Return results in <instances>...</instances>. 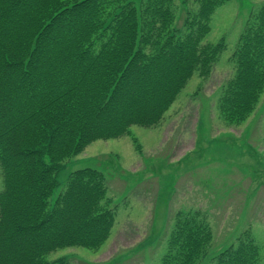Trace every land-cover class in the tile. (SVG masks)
<instances>
[{"label": "trees", "instance_id": "16d2710c", "mask_svg": "<svg viewBox=\"0 0 264 264\" xmlns=\"http://www.w3.org/2000/svg\"><path fill=\"white\" fill-rule=\"evenodd\" d=\"M189 1L178 32L175 0H0V264H69L45 257L107 239L103 174L70 171L49 204L56 175L90 142L157 124L192 73H208L220 49L203 38L226 0ZM245 24L218 105L229 122L264 89V3ZM195 217L175 216L157 264H259L248 236L210 255Z\"/></svg>", "mask_w": 264, "mask_h": 264}, {"label": "rangeland", "instance_id": "374dc122", "mask_svg": "<svg viewBox=\"0 0 264 264\" xmlns=\"http://www.w3.org/2000/svg\"><path fill=\"white\" fill-rule=\"evenodd\" d=\"M262 3L226 0L215 7L203 42L220 50L206 75L192 73L157 124L131 125L128 134L96 139L62 162L49 204L70 171L92 167L104 176L115 216L98 248H60L46 255L47 260L157 264L175 216L189 213L208 228L210 255L248 236L260 249L259 264H264V89L239 122L227 121L218 109L233 73L232 52L245 22ZM186 5L196 7L189 0ZM183 8L175 0L178 32L184 30ZM1 177L0 170V187Z\"/></svg>", "mask_w": 264, "mask_h": 264}]
</instances>
